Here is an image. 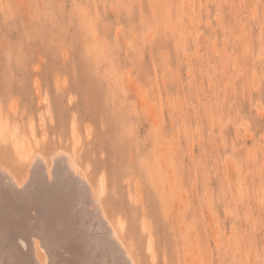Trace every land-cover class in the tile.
I'll use <instances>...</instances> for the list:
<instances>
[{
    "label": "rangeland",
    "instance_id": "obj_1",
    "mask_svg": "<svg viewBox=\"0 0 264 264\" xmlns=\"http://www.w3.org/2000/svg\"><path fill=\"white\" fill-rule=\"evenodd\" d=\"M1 125L20 178L6 127L103 179L140 263L264 264V0H0Z\"/></svg>",
    "mask_w": 264,
    "mask_h": 264
},
{
    "label": "bare ground",
    "instance_id": "obj_2",
    "mask_svg": "<svg viewBox=\"0 0 264 264\" xmlns=\"http://www.w3.org/2000/svg\"><path fill=\"white\" fill-rule=\"evenodd\" d=\"M147 114L155 121L152 105ZM6 130L28 171L20 178L0 163V264H142L136 232L124 236L116 200L104 198L102 178L95 184L74 151H33L19 128Z\"/></svg>",
    "mask_w": 264,
    "mask_h": 264
}]
</instances>
